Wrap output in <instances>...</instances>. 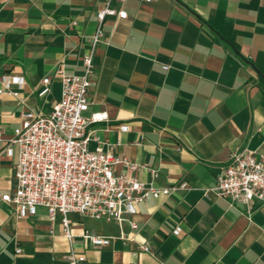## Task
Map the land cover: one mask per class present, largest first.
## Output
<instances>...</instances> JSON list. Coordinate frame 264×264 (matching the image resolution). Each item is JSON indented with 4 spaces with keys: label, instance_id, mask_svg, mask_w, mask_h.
I'll return each mask as SVG.
<instances>
[{
    "label": "crops",
    "instance_id": "obj_1",
    "mask_svg": "<svg viewBox=\"0 0 264 264\" xmlns=\"http://www.w3.org/2000/svg\"><path fill=\"white\" fill-rule=\"evenodd\" d=\"M103 1L0 0L4 139L23 113L51 112L62 91L59 68L82 73ZM112 6L126 18L104 21L106 41L93 58L96 83L83 116L104 115L89 130L137 165L133 171L117 165L116 175L176 189L135 207L136 242L126 246L91 247L83 230L117 235V223L69 214L79 264H264V203L229 206L208 190L233 154L264 155V0H113ZM4 76L23 83L4 87ZM45 77L49 92L40 96ZM14 162L0 150V196L13 191ZM49 222L42 207L17 215L0 203V264H68L69 244L58 222L53 233ZM143 244L150 253L132 254Z\"/></svg>",
    "mask_w": 264,
    "mask_h": 264
},
{
    "label": "built area",
    "instance_id": "obj_2",
    "mask_svg": "<svg viewBox=\"0 0 264 264\" xmlns=\"http://www.w3.org/2000/svg\"><path fill=\"white\" fill-rule=\"evenodd\" d=\"M112 1L104 0L96 12V27L87 38L88 49L82 56V73L66 75L62 68L56 71L62 91L51 112L29 110L22 114L20 126L13 130L11 138L4 139L0 133V150L15 161L13 191L1 195L0 203L11 206L17 215H32L38 207L44 208L50 232H54V224L58 222L69 244L68 264H79L83 259L73 250L75 235L69 214L117 223V235L101 236L83 230L80 237L91 247L100 250L117 241L126 246L136 242L138 226L132 219L135 207L150 199L168 198L176 189L116 175L113 168L117 165L129 171L135 170L137 165L116 157L89 130L90 124L103 120L104 115L94 114L91 119L83 116L90 107L96 83L93 58L98 46L106 41L104 21L107 17L126 18V12L113 7ZM167 68L163 66L164 70ZM10 82L22 85L23 79L2 78L4 87ZM49 83V77L43 78L40 96L47 95ZM91 142L95 144L93 148ZM150 173L156 176V171ZM214 184L208 190L229 206L264 203V155L250 149L233 154ZM124 223L128 224V232L123 229ZM137 251L150 253L151 248L143 244L132 254Z\"/></svg>",
    "mask_w": 264,
    "mask_h": 264
}]
</instances>
